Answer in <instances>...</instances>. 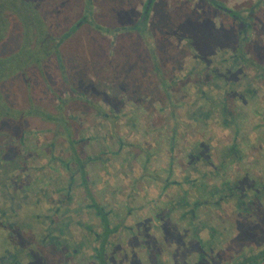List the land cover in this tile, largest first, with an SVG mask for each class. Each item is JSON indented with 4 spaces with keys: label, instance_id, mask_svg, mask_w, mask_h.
Masks as SVG:
<instances>
[{
    "label": "rangeland",
    "instance_id": "obj_1",
    "mask_svg": "<svg viewBox=\"0 0 264 264\" xmlns=\"http://www.w3.org/2000/svg\"><path fill=\"white\" fill-rule=\"evenodd\" d=\"M38 9L55 41L71 34L60 56L0 83L12 110L0 116V254L56 264L63 245L80 249L70 264H264V0ZM20 44L14 25L0 55ZM93 200L105 251L86 239L105 225Z\"/></svg>",
    "mask_w": 264,
    "mask_h": 264
},
{
    "label": "trees",
    "instance_id": "obj_2",
    "mask_svg": "<svg viewBox=\"0 0 264 264\" xmlns=\"http://www.w3.org/2000/svg\"><path fill=\"white\" fill-rule=\"evenodd\" d=\"M11 1L17 2L18 0H11ZM23 3H25L23 5V8L21 9L18 8V12H17L14 9V7H11L12 4L10 1L0 0V6L7 7V8H0V10L3 9L0 12V42L8 37L9 32L11 28L13 29L14 25L18 26L21 37V44L18 50H16L11 54L0 55V83L5 79L13 76L14 74L24 71L26 67H29L32 64H36L40 66L39 64L42 58H45L46 55H48L51 52H53L57 56H60V51H59L60 43L63 42L66 38H68L69 35L71 34V31L64 33L59 38V42L55 41L50 35L43 14L38 9L39 0H25V1L23 0ZM226 12L229 15H233L235 18H237V16H235L234 13L229 12V10H226ZM2 25H6V26L3 27ZM243 41L244 39L243 37H241L240 44L239 46H237L238 48L236 51V53L238 52L239 54H237L236 56L243 54V48H242ZM2 100L3 99L0 93V116L5 115L6 112H8V114H11L10 111L12 110ZM22 114H27V113L24 110L22 111ZM61 120H63V124H59V125L60 126L64 125V129H67L66 133L64 134V137L66 138L65 140L68 141L69 144L68 146H70L69 149L71 150V154H72L71 159H68L67 162H70L69 160H73L77 164V167L80 169L81 175L84 176V171H85L84 162L86 160H84V158H81L80 153H78L75 149L74 145L76 143L75 140L72 138L71 128L68 125L66 118H62ZM61 120H58L57 124ZM62 132H64V130H62ZM87 193L89 192L87 191ZM91 204L94 205L95 211L101 216L105 226L107 227L106 225L107 222L103 211L96 204V202ZM107 229L108 228H106L104 231H107ZM263 254L264 252H260L259 250L258 253L254 256H261V255L264 256ZM244 257L245 259H249L248 258L249 256L247 255H245ZM240 263L243 264L242 262ZM244 264L247 263L244 262Z\"/></svg>",
    "mask_w": 264,
    "mask_h": 264
},
{
    "label": "flooded vegetation",
    "instance_id": "obj_3",
    "mask_svg": "<svg viewBox=\"0 0 264 264\" xmlns=\"http://www.w3.org/2000/svg\"><path fill=\"white\" fill-rule=\"evenodd\" d=\"M9 204V203H8ZM20 211V210H19ZM104 223V222H103ZM10 223L8 222V225ZM106 228L107 231H104ZM103 234L101 236V234H97L94 232V230L90 229V231H88L86 233V239H89V237H91V244H94L91 248L93 250L96 249V251H99L100 248L103 249V251H105L106 248H108L110 246V228L109 227H106L105 225L103 226ZM2 230V229H0ZM8 233V232H7ZM49 238L45 239L44 238V242H46ZM52 240H54L55 238L52 236L51 238ZM84 239V238H83ZM96 243V244H95ZM5 247V246H4ZM66 246H61L59 250L61 249H64L65 252H64V256H63V262L60 263H56V264H70V261L74 255H76V253L79 251L80 252V249L79 248H76V247H72V246H69L67 249ZM72 249V250H71ZM1 250V249H0ZM1 253V252H0ZM6 253V254H5ZM89 255V254H87ZM13 254L11 252H9L8 250H4L2 252V254H0V264H21L20 261L18 259H14L13 258ZM69 262V263H68Z\"/></svg>",
    "mask_w": 264,
    "mask_h": 264
}]
</instances>
